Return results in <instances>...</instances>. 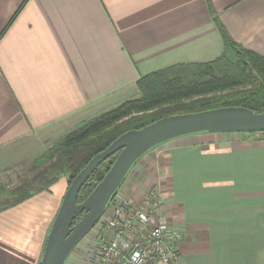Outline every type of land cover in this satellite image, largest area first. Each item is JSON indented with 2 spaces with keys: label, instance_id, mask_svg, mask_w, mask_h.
I'll list each match as a JSON object with an SVG mask.
<instances>
[{
  "label": "crops",
  "instance_id": "0c3cea01",
  "mask_svg": "<svg viewBox=\"0 0 264 264\" xmlns=\"http://www.w3.org/2000/svg\"><path fill=\"white\" fill-rule=\"evenodd\" d=\"M24 1L0 0V145L33 139L43 153L137 99L140 78L223 53L207 0ZM209 3L232 41L264 58V0ZM257 134L174 138L121 183L134 201L159 195L156 222L179 230L181 264H264V131ZM67 187L59 177L0 213V264H40Z\"/></svg>",
  "mask_w": 264,
  "mask_h": 264
},
{
  "label": "trees",
  "instance_id": "16d2710c",
  "mask_svg": "<svg viewBox=\"0 0 264 264\" xmlns=\"http://www.w3.org/2000/svg\"><path fill=\"white\" fill-rule=\"evenodd\" d=\"M207 2L221 35L222 55L210 63L172 66L140 78L136 83L140 95L137 99L84 122L34 159L30 176L19 180L0 199V213L48 191L59 177H66L69 185L94 156L120 135L161 118L224 107L264 113V58L233 42ZM253 133L257 132H249ZM115 158L116 154L91 174L80 188L77 203L87 198ZM81 216L82 212H78L74 223Z\"/></svg>",
  "mask_w": 264,
  "mask_h": 264
},
{
  "label": "water",
  "instance_id": "95a60500",
  "mask_svg": "<svg viewBox=\"0 0 264 264\" xmlns=\"http://www.w3.org/2000/svg\"><path fill=\"white\" fill-rule=\"evenodd\" d=\"M264 113L241 107H224L161 118L141 129L130 130L94 156L72 179L49 230L40 264H65L74 247L102 216L110 198L134 163L159 144L197 133L263 132ZM116 158L102 180L81 203L80 188L105 160ZM81 218L74 223L77 213Z\"/></svg>",
  "mask_w": 264,
  "mask_h": 264
},
{
  "label": "built area",
  "instance_id": "2783aa9c",
  "mask_svg": "<svg viewBox=\"0 0 264 264\" xmlns=\"http://www.w3.org/2000/svg\"><path fill=\"white\" fill-rule=\"evenodd\" d=\"M119 188L65 264H181L179 230L156 222L159 195L150 191L134 201Z\"/></svg>",
  "mask_w": 264,
  "mask_h": 264
},
{
  "label": "rangeland",
  "instance_id": "374dc122",
  "mask_svg": "<svg viewBox=\"0 0 264 264\" xmlns=\"http://www.w3.org/2000/svg\"><path fill=\"white\" fill-rule=\"evenodd\" d=\"M244 134L246 139L251 135L258 136L257 133ZM40 150L33 139L0 145V199L3 200L6 197V191L17 185L19 180L30 176L31 162L42 154ZM98 226L97 224L94 229Z\"/></svg>",
  "mask_w": 264,
  "mask_h": 264
}]
</instances>
